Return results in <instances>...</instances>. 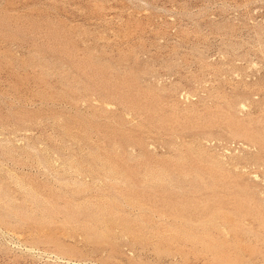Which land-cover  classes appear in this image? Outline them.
I'll list each match as a JSON object with an SVG mask.
<instances>
[{
	"label": "rangeland",
	"instance_id": "374dc122",
	"mask_svg": "<svg viewBox=\"0 0 264 264\" xmlns=\"http://www.w3.org/2000/svg\"><path fill=\"white\" fill-rule=\"evenodd\" d=\"M0 264H264V0H0Z\"/></svg>",
	"mask_w": 264,
	"mask_h": 264
}]
</instances>
